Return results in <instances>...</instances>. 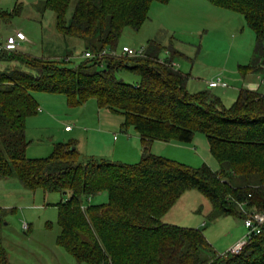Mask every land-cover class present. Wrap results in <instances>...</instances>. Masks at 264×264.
Segmentation results:
<instances>
[{
    "label": "trees",
    "instance_id": "1",
    "mask_svg": "<svg viewBox=\"0 0 264 264\" xmlns=\"http://www.w3.org/2000/svg\"><path fill=\"white\" fill-rule=\"evenodd\" d=\"M169 1H42L39 11L53 14L56 31L80 39L94 58L71 66L68 54L43 57L0 50V63L12 65L0 70V179H16L29 191L66 195L55 205L56 245L77 263L264 264V225L238 254L220 255L200 228L163 222L190 190L209 202L211 218L243 221L252 210L264 211V95L241 89L225 107L209 90L189 92L188 75L172 65L177 52L161 59L164 50L157 40L147 42L143 56L111 55L125 28L139 30L153 3ZM205 1L243 18L255 47L238 72L242 79L261 77L264 83V0ZM19 11L18 6L13 12ZM5 15L13 16L0 17ZM123 71L136 80L118 77ZM37 94L63 96L70 106L93 99L98 109L121 115V129L133 127L140 139L141 160L82 159L73 142L56 144L47 158H28L26 120L41 111ZM196 134L206 137L217 171L150 153L153 142L189 144ZM103 193L105 203L84 207V199ZM4 212L0 209V221ZM0 264H11L1 240Z\"/></svg>",
    "mask_w": 264,
    "mask_h": 264
},
{
    "label": "rangeland",
    "instance_id": "2",
    "mask_svg": "<svg viewBox=\"0 0 264 264\" xmlns=\"http://www.w3.org/2000/svg\"><path fill=\"white\" fill-rule=\"evenodd\" d=\"M42 1L0 0V15H13L12 18L8 15L0 17V39L10 34L7 32L14 31L15 34L21 31L28 40L21 45L24 52L43 57L68 54L71 57L69 65L81 63L85 60L82 41L62 37L55 29L53 14L39 11ZM200 1L208 5L209 10L201 8L202 13L198 17L195 15L196 7L180 6L174 0L170 5H167L170 2L153 3L148 19L139 30H123L115 54L121 55L122 45L137 51L144 48L147 40L155 38L166 56L177 52L173 56V64L177 70L189 75V91L205 90L208 83L220 78L229 89L225 92L221 88L210 91L219 96L225 107H230L239 90L236 88L239 82L235 81L239 77L238 67L251 60L255 37L239 14L216 8L205 0ZM18 6L20 11L13 12ZM72 7L71 4L67 17ZM8 66L12 65L0 63V70ZM118 77L126 82L136 80L124 71ZM35 100L42 111L26 120L28 158H47L56 144L73 142L82 159L101 158L123 164H136L141 160V142L134 128L121 132L123 117L98 109L93 99L79 106L68 105L60 95L37 94ZM66 126L73 129L71 133H65ZM113 136H117L119 141L115 142ZM150 153L195 168L205 164L213 171L219 169L203 134H196L189 144L154 142ZM0 190V207L5 209L0 221V240L11 264H85L77 263L56 245L59 228L56 226L55 205L66 195L29 191L16 179H0ZM106 200L103 193L84 199L83 204L86 207ZM209 208V202L201 194L190 190L166 213L163 222L184 228H200L214 250L222 255L246 235V229L240 218L209 217ZM47 223L52 224L51 229L46 228ZM24 224L27 229L23 228Z\"/></svg>",
    "mask_w": 264,
    "mask_h": 264
},
{
    "label": "built area",
    "instance_id": "3",
    "mask_svg": "<svg viewBox=\"0 0 264 264\" xmlns=\"http://www.w3.org/2000/svg\"><path fill=\"white\" fill-rule=\"evenodd\" d=\"M27 41L28 40L26 36L22 32H15V34L8 36L3 41H0V50L19 51L21 50V44ZM104 54V52L100 53L99 58H101ZM111 55L120 56L116 55L115 52H112ZM121 55H125L128 57L143 56V48L136 51L130 49L127 46H124L121 49ZM84 58L92 59L94 58V55L87 51L84 53ZM172 65L174 66L173 63ZM220 85H222L223 87L226 86L225 84H222L219 81H211L210 83H208L209 88H216ZM70 130L71 128L69 126L65 127V131ZM246 215L247 217L243 220V225L246 229V235L229 249L228 252L230 253L238 254L252 237L258 235L261 232V227L264 225V211L257 212L255 210H252ZM23 228L27 229V225L24 224Z\"/></svg>",
    "mask_w": 264,
    "mask_h": 264
},
{
    "label": "crops",
    "instance_id": "4",
    "mask_svg": "<svg viewBox=\"0 0 264 264\" xmlns=\"http://www.w3.org/2000/svg\"><path fill=\"white\" fill-rule=\"evenodd\" d=\"M171 1L172 0H170L169 2L170 3H168L167 5H170L171 4ZM175 1V4H180V6H190V7H192V8H194V7H196L197 8V12L195 13V15H196V17H198L202 12H201V8H204L205 10H209L208 8V5H205V3H203L202 1H200V0H181V2H179V0H174ZM21 32V31H20ZM8 33H10V34H8ZM13 33H14V31H12V33L11 32H7V36H5L4 38H3V36L1 37V39H0V41H3V40H5L8 36H10V35H13ZM150 40H156L155 38H152V39H150ZM149 40H147V42H148ZM147 42H146V44H145V46L147 45ZM125 45H122V47H124ZM144 46V47H145ZM22 50V49H21ZM165 53V52H164ZM164 53H161L160 54V58L162 59V58H165L166 57V55L164 54ZM176 53V52H175ZM172 61H173V59H172ZM249 63V62H248ZM247 63V64H248ZM239 65V64H238ZM246 65V64H245ZM174 67L176 68V66H175V64H174ZM188 75V74H187ZM188 78H189V75H188ZM217 80H215V79H213L212 81H219L220 83H222V84H225L226 86H222V85H220V86H218V87H216V88H209L208 87V85H206V87H205V90H208L209 89V91L210 90H212V89H219V88H221L222 89V92H225V90H228L229 89V86L226 84V82L225 81H223L222 79H220V78H216ZM235 81H236V83L237 82H239L238 84H237V86H236V88H238L239 90L237 91V95H238V92L240 91V89H251V90H258L261 94H263L264 95V83H262V78L260 77H256V78H253V79H251L250 77L248 78V79H242V77L239 75V77L237 78H235ZM239 84H241V86H239ZM187 87H188V83H187ZM188 89V88H187ZM188 91H189V89H188ZM189 92H191V91H189ZM194 93V92H193ZM220 95V94H219ZM219 97V96H218ZM222 97V96H221ZM236 99V98H235ZM235 99H234V101H235ZM234 103V102H233ZM40 107V106H39ZM41 108V107H40ZM41 111H42V109H41ZM40 111V112H41ZM120 127H121V125H120ZM64 130H65V128H64ZM72 128H71V130L70 131H65V133H71L72 132ZM121 132H123L124 133V131L121 129ZM113 140L115 141V142H117V141H119V138L117 137V136H113ZM140 140V139H139ZM157 142V141H156ZM154 143V142H153ZM152 143V144H153ZM152 144H151V146H152ZM122 146V145H121ZM0 192H1V190H0ZM61 201H63V200H61ZM59 203V202H58ZM0 205H2V204H0ZM0 209H2V210H5L4 208H2V207H0ZM211 210V207L209 208V210L208 211H210ZM165 217V216H164ZM165 223V222H164ZM168 224V223H167ZM172 225V224H171ZM242 239V238H241ZM240 239V240H241ZM232 244H230V246H231Z\"/></svg>",
    "mask_w": 264,
    "mask_h": 264
}]
</instances>
